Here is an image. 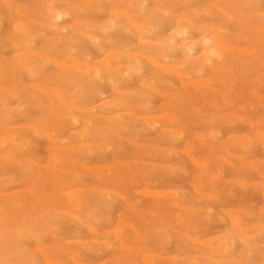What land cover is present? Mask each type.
Returning a JSON list of instances; mask_svg holds the SVG:
<instances>
[{"label":"rangeland","instance_id":"374dc122","mask_svg":"<svg viewBox=\"0 0 264 264\" xmlns=\"http://www.w3.org/2000/svg\"><path fill=\"white\" fill-rule=\"evenodd\" d=\"M0 264H264V0H0Z\"/></svg>","mask_w":264,"mask_h":264},{"label":"bare ground","instance_id":"6f19581e","mask_svg":"<svg viewBox=\"0 0 264 264\" xmlns=\"http://www.w3.org/2000/svg\"><path fill=\"white\" fill-rule=\"evenodd\" d=\"M60 17V16H59ZM255 30V29H254ZM249 50V49H248ZM215 52V51H214ZM129 73V72H128ZM152 90V89H151ZM52 164V163H51ZM200 196V195H199Z\"/></svg>","mask_w":264,"mask_h":264}]
</instances>
